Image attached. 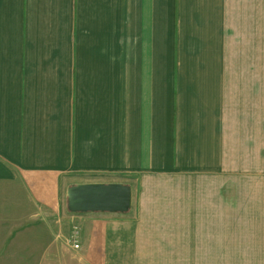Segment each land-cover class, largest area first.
<instances>
[{"label":"crops","instance_id":"crops-1","mask_svg":"<svg viewBox=\"0 0 264 264\" xmlns=\"http://www.w3.org/2000/svg\"><path fill=\"white\" fill-rule=\"evenodd\" d=\"M93 183L129 211L69 213ZM0 194L36 260L64 211L120 235L95 264H264V0H0Z\"/></svg>","mask_w":264,"mask_h":264},{"label":"rangeland","instance_id":"rangeland-1","mask_svg":"<svg viewBox=\"0 0 264 264\" xmlns=\"http://www.w3.org/2000/svg\"><path fill=\"white\" fill-rule=\"evenodd\" d=\"M63 189V187H62ZM64 196V194H63ZM28 202L25 196L21 195H8V194H0V247L4 245L12 246V249L15 250L21 246L27 247L28 251L32 253L31 257L26 258V260L20 259H0L2 264H7L12 262V264H20L23 261V264H53L52 259L46 258L41 260H36L34 252L39 250L40 247L45 246L47 244L41 243L39 236L37 233V228L32 226H9V221L12 218L17 219H30V216L34 213L32 211L22 210V212L18 209L12 211L7 209L9 206L7 203L9 202ZM26 211V212H25ZM64 211L61 212L62 219L57 214L53 216L46 214L48 218H55L56 226L53 227V230L50 232V245H54V250H57L59 258H56V264H81L88 262L91 258L93 263L105 261L104 257L107 253H115L119 250H122L118 241L120 240V235L116 233H104V228L107 226V221L104 219H97L93 223H79V222H71L70 215H65L67 218L63 217ZM6 224V225H5ZM50 230V228H48ZM24 230H28L27 236L19 234L17 240L18 242L14 243H4L5 237L12 233V231L25 232ZM92 230V231H91ZM76 233V235L74 234ZM75 237L78 241L79 248L77 252H72L67 249L68 244H71V238ZM18 252L12 253L13 257H16ZM87 254V255H86ZM33 256V257H32ZM12 257V256H9ZM24 259V258H23ZM110 264H127V261L120 257H117V254L112 255L109 259H106ZM131 264V263H130Z\"/></svg>","mask_w":264,"mask_h":264},{"label":"water","instance_id":"water-1","mask_svg":"<svg viewBox=\"0 0 264 264\" xmlns=\"http://www.w3.org/2000/svg\"><path fill=\"white\" fill-rule=\"evenodd\" d=\"M66 208L71 214H124L131 207L130 186L118 183H93L69 186L65 192Z\"/></svg>","mask_w":264,"mask_h":264},{"label":"built area","instance_id":"built-area-1","mask_svg":"<svg viewBox=\"0 0 264 264\" xmlns=\"http://www.w3.org/2000/svg\"><path fill=\"white\" fill-rule=\"evenodd\" d=\"M76 235V233H74ZM71 246L74 250H77L79 248V244H78V241L76 240L75 237L71 238Z\"/></svg>","mask_w":264,"mask_h":264}]
</instances>
